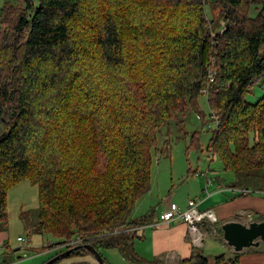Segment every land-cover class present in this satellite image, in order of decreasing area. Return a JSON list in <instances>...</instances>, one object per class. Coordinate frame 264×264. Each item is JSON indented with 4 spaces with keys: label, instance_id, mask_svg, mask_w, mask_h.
I'll use <instances>...</instances> for the list:
<instances>
[{
    "label": "trees",
    "instance_id": "trees-1",
    "mask_svg": "<svg viewBox=\"0 0 264 264\" xmlns=\"http://www.w3.org/2000/svg\"><path fill=\"white\" fill-rule=\"evenodd\" d=\"M21 1L0 10V232L8 189L27 180L38 189L36 232L56 239L27 253L74 240L52 264H99L83 244L142 262L133 241L145 217L131 213L150 189L153 153L169 156L157 133L189 111L203 119L205 85L219 122L207 152L235 176L264 178V93L245 99L264 79V0H220L215 34L204 0ZM6 253L2 264L13 261ZM238 258L194 249L179 264Z\"/></svg>",
    "mask_w": 264,
    "mask_h": 264
},
{
    "label": "rangeland",
    "instance_id": "rangeland-1",
    "mask_svg": "<svg viewBox=\"0 0 264 264\" xmlns=\"http://www.w3.org/2000/svg\"><path fill=\"white\" fill-rule=\"evenodd\" d=\"M32 1L34 5L37 4V0ZM21 2V0H0V10L6 3L20 6ZM219 7L220 0H204L205 16L214 34L220 31L223 26V21L220 20ZM255 14V6H252L249 15L254 16ZM263 93L264 79L250 87L245 99L249 102H255ZM197 103L199 110L203 114V119L195 111H189L182 117L181 124L171 121L168 129L161 128L157 133L156 147L161 148L164 141L168 140L170 146L169 156L153 153L151 188L144 197L137 201L131 217L147 213L150 206L152 207L151 209L155 208L156 201L163 200L165 202L166 199H169L170 202L173 201L170 200L172 193L179 183L187 184L186 178H188L190 184H194L193 190L190 189V191L198 190V181L201 180L203 182V174L205 172L208 173L207 177L210 181L214 179L213 183L215 185L216 182H219V184L224 186L234 179L232 181L233 184L242 189L248 188V190H244L250 193H256L255 188L260 187L255 182H262L260 178L261 172L252 174L240 172L235 177L233 172L223 170L221 162L216 156L209 155L207 145L215 124L210 121L207 97L204 94H200ZM177 192L176 198L184 200L187 197L186 187H182ZM169 201L166 203L168 207L171 204ZM37 207V186L27 180H23L8 189L7 229L2 232V242L5 245L7 244L9 249L7 250L2 243L0 244V263L1 256L5 251H7L3 255L5 256V261L13 260L9 264H43L59 251V247H55L39 252L36 255H29V257L23 253H27L28 247L36 248L53 243L56 240L50 234L36 232L38 223ZM18 237H21L24 241H18ZM60 249L64 248L60 247ZM100 253L109 264H133L116 249H101ZM18 254L24 255L25 258L19 259Z\"/></svg>",
    "mask_w": 264,
    "mask_h": 264
},
{
    "label": "crops",
    "instance_id": "crops-1",
    "mask_svg": "<svg viewBox=\"0 0 264 264\" xmlns=\"http://www.w3.org/2000/svg\"><path fill=\"white\" fill-rule=\"evenodd\" d=\"M203 175V182L201 180L198 181V190L191 192L190 189L193 190L194 184H190L188 178H186L187 184L179 183L172 193L170 200L173 201L170 202L169 199H166L165 202L163 200L156 201L155 208L151 209L152 207L150 206L147 213L131 217L134 220L145 217V222L136 227V237L133 241L135 253L144 262H137L136 264H150V261H158L161 264H179L181 260L189 258L194 249L206 256H214L221 253L231 255L236 251L228 246L225 240L221 239L216 233L217 225L221 226L223 222L229 220H238L245 224L254 220H264L261 218H264V195L257 192L264 190V178L260 177L262 179L261 183L255 182L257 186H260L255 188L256 193H250L243 191L244 189L248 190V188L242 189L234 185L232 183L234 179L224 186L219 184V182H216L215 185L213 183L214 179L207 185V180H209L207 177L208 173L205 172ZM182 187H186L187 191V197L184 200L176 198V192H179ZM192 198H200L201 202L198 208L200 210H213L217 218L216 223L206 222L200 226V230L204 234L200 245H196L193 242V236L188 232L184 222L179 220L163 222L160 220V213L168 208V205H166L168 201L180 208H184L187 201ZM2 241L3 234L0 232V244H3ZM3 246L8 247L7 244H3ZM23 253L29 257V255H36L39 252ZM238 253L239 264H264V241L260 242L256 247L251 249L244 248ZM23 257L24 255L18 254L19 259Z\"/></svg>",
    "mask_w": 264,
    "mask_h": 264
},
{
    "label": "water",
    "instance_id": "water-1",
    "mask_svg": "<svg viewBox=\"0 0 264 264\" xmlns=\"http://www.w3.org/2000/svg\"><path fill=\"white\" fill-rule=\"evenodd\" d=\"M221 230L223 239L225 240L226 244L232 247V249L236 252L241 251L244 248L256 247L260 242L264 241V220H254L250 221L247 224L242 223L238 220H229L221 224ZM79 247V245H76L67 248L49 258L43 264H52L56 260L64 258ZM82 247L89 250L99 264H108L102 257L100 252L96 250L92 245L83 244Z\"/></svg>",
    "mask_w": 264,
    "mask_h": 264
},
{
    "label": "built area",
    "instance_id": "built-area-1",
    "mask_svg": "<svg viewBox=\"0 0 264 264\" xmlns=\"http://www.w3.org/2000/svg\"><path fill=\"white\" fill-rule=\"evenodd\" d=\"M214 79V72L210 71L208 76V83L212 82ZM201 93L206 97L209 95V89L207 85L201 88ZM210 121L215 124V128L218 126V120L214 113L210 112L209 114ZM210 184V180H207V185ZM246 192L245 190H243ZM264 194V190L262 191ZM201 202L200 198H192L187 201V204L184 208L178 207L176 204L171 203L170 206L160 213V220L163 222H170L174 220L182 221L186 224L188 232L193 236L192 240L196 245H200L203 241V232L200 230L199 224L201 222L216 223L217 218L213 210L205 209L200 210L198 208L199 203ZM19 241H23L21 237L17 238ZM76 241H70L62 245L63 248H70L73 246Z\"/></svg>",
    "mask_w": 264,
    "mask_h": 264
}]
</instances>
